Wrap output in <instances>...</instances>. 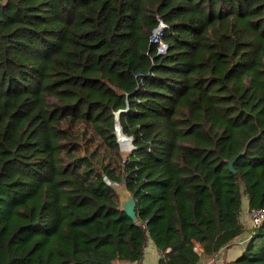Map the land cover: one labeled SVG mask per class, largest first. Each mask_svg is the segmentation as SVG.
<instances>
[{"label":"trees","instance_id":"1","mask_svg":"<svg viewBox=\"0 0 264 264\" xmlns=\"http://www.w3.org/2000/svg\"><path fill=\"white\" fill-rule=\"evenodd\" d=\"M242 193L264 205V0H0V264L138 262L148 237L196 264ZM221 264H264V220Z\"/></svg>","mask_w":264,"mask_h":264},{"label":"crops","instance_id":"2","mask_svg":"<svg viewBox=\"0 0 264 264\" xmlns=\"http://www.w3.org/2000/svg\"><path fill=\"white\" fill-rule=\"evenodd\" d=\"M248 208L247 199L244 210L241 209L240 211V219L244 225V230L240 234L236 235L230 244L220 247L212 255L201 252L199 260L196 264H221L222 261L233 258L242 250L249 235L250 216ZM150 241H152V239L148 237L143 249V256L140 261H120V264H158L160 250L156 247L153 241Z\"/></svg>","mask_w":264,"mask_h":264},{"label":"built area","instance_id":"3","mask_svg":"<svg viewBox=\"0 0 264 264\" xmlns=\"http://www.w3.org/2000/svg\"><path fill=\"white\" fill-rule=\"evenodd\" d=\"M166 22L158 17L157 24L152 28L150 33V40L156 44V51L163 52L167 43L162 38L163 28L166 26ZM250 223H249V232L251 229L256 227L262 220H264V205L253 206L249 210ZM194 248L199 251V246L195 245ZM160 255L164 256L163 252H160Z\"/></svg>","mask_w":264,"mask_h":264},{"label":"water","instance_id":"4","mask_svg":"<svg viewBox=\"0 0 264 264\" xmlns=\"http://www.w3.org/2000/svg\"><path fill=\"white\" fill-rule=\"evenodd\" d=\"M119 111H120V109L115 111L116 120H115V124H114V131H115V134H116V140L119 143V148L122 149L120 141H119V132L120 131L123 132V130H122V127H121L120 122H119ZM123 133L126 134L125 132H123ZM126 135L130 137V142H131L130 149H131L133 147L132 135H129V134H126ZM228 162H229L228 163L229 167L232 170H234V168L231 165V159H229ZM117 186L118 187L120 186V188H121L120 191L117 189ZM117 186H116V190H117V193H118L119 208L125 210L129 214V216H131L133 219H135L136 218V212H135V199H134V196L125 187L124 183H119Z\"/></svg>","mask_w":264,"mask_h":264},{"label":"bare ground","instance_id":"5","mask_svg":"<svg viewBox=\"0 0 264 264\" xmlns=\"http://www.w3.org/2000/svg\"><path fill=\"white\" fill-rule=\"evenodd\" d=\"M119 141L123 150L130 149V137L124 134L122 131L119 132Z\"/></svg>","mask_w":264,"mask_h":264},{"label":"rangeland","instance_id":"6","mask_svg":"<svg viewBox=\"0 0 264 264\" xmlns=\"http://www.w3.org/2000/svg\"><path fill=\"white\" fill-rule=\"evenodd\" d=\"M132 142H133V139H132ZM120 150H121V152L123 154L128 153L130 151V149H128V150L120 149ZM117 189L120 191V189H121L120 186L119 187L117 186ZM246 200H247L246 194L245 193H242L241 194V209L242 210H244V207L246 205ZM249 210H250V208H248V212H249ZM150 242H152V241H150Z\"/></svg>","mask_w":264,"mask_h":264}]
</instances>
